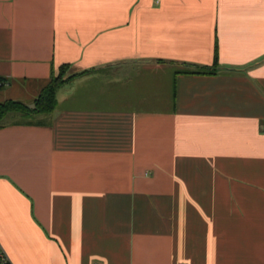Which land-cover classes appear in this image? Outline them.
Wrapping results in <instances>:
<instances>
[{"label":"crops","instance_id":"crops-1","mask_svg":"<svg viewBox=\"0 0 264 264\" xmlns=\"http://www.w3.org/2000/svg\"><path fill=\"white\" fill-rule=\"evenodd\" d=\"M62 65L0 125L11 264H264V0H0V102Z\"/></svg>","mask_w":264,"mask_h":264},{"label":"trees","instance_id":"trees-1","mask_svg":"<svg viewBox=\"0 0 264 264\" xmlns=\"http://www.w3.org/2000/svg\"><path fill=\"white\" fill-rule=\"evenodd\" d=\"M183 66L188 67V69L184 70V72L213 73L217 69L216 65L207 67L183 63ZM67 70L68 66L62 65L59 67L56 73L52 72L48 82L41 89L39 95L34 100L32 108L13 100L0 102V125L3 119L9 114L18 115L25 120H32L36 115H47L51 113L55 106V91L63 83L72 78V76L63 78L64 73ZM2 84L3 83L0 79V86Z\"/></svg>","mask_w":264,"mask_h":264},{"label":"built area","instance_id":"built-area-1","mask_svg":"<svg viewBox=\"0 0 264 264\" xmlns=\"http://www.w3.org/2000/svg\"><path fill=\"white\" fill-rule=\"evenodd\" d=\"M260 133L264 136V125L260 129ZM0 264H11L4 251L0 248Z\"/></svg>","mask_w":264,"mask_h":264},{"label":"rangeland","instance_id":"rangeland-1","mask_svg":"<svg viewBox=\"0 0 264 264\" xmlns=\"http://www.w3.org/2000/svg\"><path fill=\"white\" fill-rule=\"evenodd\" d=\"M66 77H67V71L64 73L63 78H66ZM9 117H11V116H10V115L6 116L5 120H6V119H10Z\"/></svg>","mask_w":264,"mask_h":264}]
</instances>
